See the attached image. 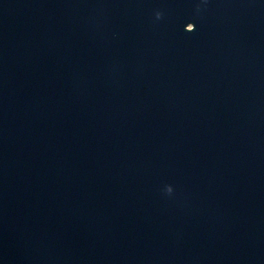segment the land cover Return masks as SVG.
Returning a JSON list of instances; mask_svg holds the SVG:
<instances>
[{
  "label": "water",
  "instance_id": "1",
  "mask_svg": "<svg viewBox=\"0 0 264 264\" xmlns=\"http://www.w3.org/2000/svg\"><path fill=\"white\" fill-rule=\"evenodd\" d=\"M0 264H264V0H0Z\"/></svg>",
  "mask_w": 264,
  "mask_h": 264
}]
</instances>
